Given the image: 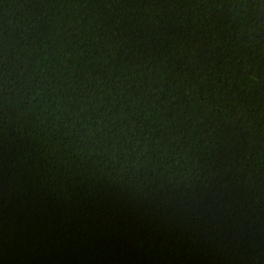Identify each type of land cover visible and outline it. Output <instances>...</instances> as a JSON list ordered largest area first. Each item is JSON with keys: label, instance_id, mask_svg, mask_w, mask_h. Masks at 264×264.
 <instances>
[{"label": "trees", "instance_id": "1", "mask_svg": "<svg viewBox=\"0 0 264 264\" xmlns=\"http://www.w3.org/2000/svg\"><path fill=\"white\" fill-rule=\"evenodd\" d=\"M0 264H264V0H0Z\"/></svg>", "mask_w": 264, "mask_h": 264}]
</instances>
